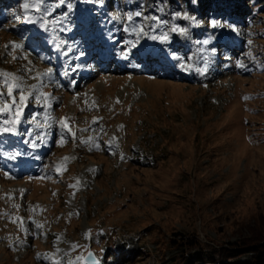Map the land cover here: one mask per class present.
Returning <instances> with one entry per match:
<instances>
[{
  "label": "rangeland",
  "instance_id": "obj_1",
  "mask_svg": "<svg viewBox=\"0 0 264 264\" xmlns=\"http://www.w3.org/2000/svg\"><path fill=\"white\" fill-rule=\"evenodd\" d=\"M24 3L0 0V92L18 77L41 102L0 134V264L246 260L264 242V0ZM169 26L188 34L150 38Z\"/></svg>",
  "mask_w": 264,
  "mask_h": 264
},
{
  "label": "snow or ice",
  "instance_id": "obj_2",
  "mask_svg": "<svg viewBox=\"0 0 264 264\" xmlns=\"http://www.w3.org/2000/svg\"><path fill=\"white\" fill-rule=\"evenodd\" d=\"M59 2L62 4L64 3V0H59ZM48 0H33L32 4L30 5L28 0H25V3L22 5L25 14H28L29 12V8L30 6L34 8V10L36 12H47V9L43 7V5L47 4ZM69 8H71V5H68ZM136 17H141L142 13L141 12H136L135 13ZM175 16L179 17L181 16V13H175ZM133 17L130 15L128 16V20L132 21ZM145 20L148 21H152L153 24L149 25V31H153V26L155 28H161L164 26H168L169 25V21L168 20H162L160 17L158 16H147L144 17ZM184 19H191V20H195V17H190L187 14L184 15ZM27 23H36V21L29 19L27 21ZM41 23H43V20L41 18ZM210 26L213 28H219V29H223L225 33L228 32H236L237 28L234 24L228 23L226 21H218V20H211L210 22ZM203 25V21H197V26H202ZM126 32H131L133 35H135L137 37V40L140 36H146L148 35V32L144 31V24H130L129 27L125 28ZM171 32H178L181 35H187L188 34V29L187 28H183V27H176V26H169L167 27V30L162 32L159 35L153 34L151 35V39L152 40H158L160 41L162 44H166L169 43L170 41V36L169 33ZM209 41H204L203 43H208ZM67 42H61V44H66ZM249 44L251 43V41L248 42ZM132 46L136 47L137 46V41H133L132 42ZM61 47L60 44L57 45V48L59 49ZM66 54V53H63ZM80 55H83V53H80ZM250 55V54H249ZM179 59V58H177ZM239 66L241 68H245L247 69V66L244 65L243 63H240ZM179 67H181L182 69H186V66L184 64H180ZM52 69L49 68L47 70V74H51L52 73ZM12 74H5V73H0V76H10ZM16 80L18 82H16L14 85L10 82H8L7 80H5V84H7L8 86V92H7V96L8 97H12V103L9 104L7 102V99L4 98V94L2 92H0V100H3V106H0V114H4V113H10L12 116V119L9 120L7 118H3L2 116H0V124H4V125H11V127H3L2 129H0V134L3 133H13V134H19L18 133V129L17 126L20 125L22 123V117L24 115V108L27 106V101L32 98L36 103H40L41 102V98L39 96H34L32 92H29L28 95H25V85L24 82L21 78H16ZM15 91L19 92V100L17 101L15 96L13 95V93ZM245 99H249V97H245ZM15 106V107H14ZM14 108V110H13ZM40 125L37 124V127H39ZM61 127L67 129L69 132H71V128L68 126V124L66 122H61ZM73 135H75L73 133ZM61 141H63V137H61ZM85 143H87V141H85ZM37 227H40L39 225H37ZM75 247V246H73ZM67 255V254H66ZM83 261L84 264H97V262L95 261V257L93 256V254L91 252L88 253L87 257H77L76 261H66V264H79V262Z\"/></svg>",
  "mask_w": 264,
  "mask_h": 264
},
{
  "label": "trees",
  "instance_id": "obj_3",
  "mask_svg": "<svg viewBox=\"0 0 264 264\" xmlns=\"http://www.w3.org/2000/svg\"><path fill=\"white\" fill-rule=\"evenodd\" d=\"M251 255L244 261L239 260V262L234 264H264V242L260 246H255L249 251Z\"/></svg>",
  "mask_w": 264,
  "mask_h": 264
},
{
  "label": "bare ground",
  "instance_id": "obj_4",
  "mask_svg": "<svg viewBox=\"0 0 264 264\" xmlns=\"http://www.w3.org/2000/svg\"><path fill=\"white\" fill-rule=\"evenodd\" d=\"M89 38H90V37H89ZM95 40H96V39H95ZM89 41H90V40H89ZM101 41H102V40H101ZM98 42H99V41H98ZM103 43H104V42H103ZM92 44H93V43H92ZM105 44H106V43H105ZM110 45H111V44H110ZM99 47H100V46H99ZM109 49H110V48H109ZM109 49H108V50H109ZM108 56H109V55H108Z\"/></svg>",
  "mask_w": 264,
  "mask_h": 264
},
{
  "label": "water",
  "instance_id": "obj_5",
  "mask_svg": "<svg viewBox=\"0 0 264 264\" xmlns=\"http://www.w3.org/2000/svg\"><path fill=\"white\" fill-rule=\"evenodd\" d=\"M88 256V255H87ZM94 256V255H93ZM95 261L97 262V264H98V261L96 260V258H95Z\"/></svg>",
  "mask_w": 264,
  "mask_h": 264
}]
</instances>
